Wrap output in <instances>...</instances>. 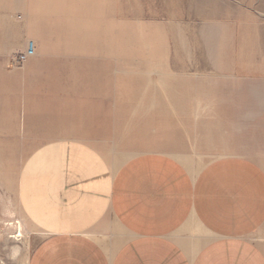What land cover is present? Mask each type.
Instances as JSON below:
<instances>
[{
	"label": "rangeland",
	"instance_id": "1",
	"mask_svg": "<svg viewBox=\"0 0 264 264\" xmlns=\"http://www.w3.org/2000/svg\"><path fill=\"white\" fill-rule=\"evenodd\" d=\"M31 39L36 54L14 67ZM26 103L102 119L119 162L162 152L264 167V0H0V264H28L42 236L17 194L39 145L22 134L60 129L24 128Z\"/></svg>",
	"mask_w": 264,
	"mask_h": 264
},
{
	"label": "crops",
	"instance_id": "2",
	"mask_svg": "<svg viewBox=\"0 0 264 264\" xmlns=\"http://www.w3.org/2000/svg\"><path fill=\"white\" fill-rule=\"evenodd\" d=\"M46 113L23 109L24 128H60L53 137L22 134L39 144L17 185L22 211L42 234L28 264H264L257 161L226 155L191 167L185 155L188 165L147 152L119 162L102 119L82 112L53 121Z\"/></svg>",
	"mask_w": 264,
	"mask_h": 264
},
{
	"label": "built area",
	"instance_id": "3",
	"mask_svg": "<svg viewBox=\"0 0 264 264\" xmlns=\"http://www.w3.org/2000/svg\"><path fill=\"white\" fill-rule=\"evenodd\" d=\"M37 44L34 40H29L24 50L13 54L10 58L14 67L22 66L30 57L36 54Z\"/></svg>",
	"mask_w": 264,
	"mask_h": 264
},
{
	"label": "bare ground",
	"instance_id": "4",
	"mask_svg": "<svg viewBox=\"0 0 264 264\" xmlns=\"http://www.w3.org/2000/svg\"><path fill=\"white\" fill-rule=\"evenodd\" d=\"M22 227H23V225H22ZM19 235H20V233H19Z\"/></svg>",
	"mask_w": 264,
	"mask_h": 264
}]
</instances>
